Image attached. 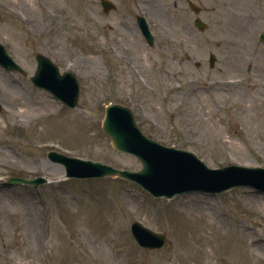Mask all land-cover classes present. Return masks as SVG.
Wrapping results in <instances>:
<instances>
[{"label": "rangeland", "instance_id": "rangeland-1", "mask_svg": "<svg viewBox=\"0 0 264 264\" xmlns=\"http://www.w3.org/2000/svg\"><path fill=\"white\" fill-rule=\"evenodd\" d=\"M115 1L106 13L99 0H0V42L27 71L0 65V264H215L216 244L241 249L240 233L264 239V192L254 188L155 198L121 177L68 179L48 157L56 151L140 170L141 161L117 150L102 129L115 102L134 110L146 135L194 152L211 168L264 167V0ZM139 14L154 33L152 46ZM127 42L134 51L126 58ZM38 53L77 74L76 108L31 82ZM220 149L226 158L213 159ZM10 176L49 182L11 185ZM135 220L163 233L164 245L140 246Z\"/></svg>", "mask_w": 264, "mask_h": 264}, {"label": "water", "instance_id": "water-1", "mask_svg": "<svg viewBox=\"0 0 264 264\" xmlns=\"http://www.w3.org/2000/svg\"><path fill=\"white\" fill-rule=\"evenodd\" d=\"M102 4L107 11L112 7V3L107 0ZM191 8L196 12L200 10L193 3ZM139 23L148 41L152 43L146 20L139 18ZM195 25L200 30L206 28L201 19H197ZM36 59L38 66L30 78L31 81L67 106L76 107L80 94V84L76 76L71 72L61 74L59 68L43 54H37ZM215 59L211 54V66H214ZM0 64L8 71L18 70L26 74L1 43ZM102 128L111 138L115 148L132 153L141 160L143 167L140 171L119 170L100 162L68 157L57 152H50L49 157L65 166L68 177L120 176L138 183L155 197L172 198L177 194L192 191L221 193L237 186H250L264 191V167L230 165L219 169L209 168L194 153L164 146L146 136L139 128L133 110L128 106L108 104ZM45 181L44 178L9 179V183L39 184ZM132 233L139 244L147 248H159L165 241L164 234L154 232L139 222L133 223Z\"/></svg>", "mask_w": 264, "mask_h": 264}, {"label": "bare ground", "instance_id": "bare-ground-1", "mask_svg": "<svg viewBox=\"0 0 264 264\" xmlns=\"http://www.w3.org/2000/svg\"><path fill=\"white\" fill-rule=\"evenodd\" d=\"M223 152L224 150L222 149L218 150V153L215 155L213 154V159H221L222 157L226 158V155L223 154ZM236 158L239 159V156L236 155ZM240 160L245 161L246 159L240 158ZM4 193L5 192L0 191V199ZM262 199L264 201V198ZM258 214L264 219V210H259ZM252 230H254V228H252ZM95 235L98 238V235ZM254 236H256V238L253 239ZM235 237L238 240H243L241 249L237 247V244H233L230 247L223 245V243L216 244L215 248L210 251V258L213 262H215V264H247L245 261L249 262L248 259L252 260L249 264H264V239L258 236V232H255L251 238L242 236V233L235 235ZM244 257L246 258L245 260ZM143 264L163 263L159 261H149Z\"/></svg>", "mask_w": 264, "mask_h": 264}, {"label": "flooded vegetation", "instance_id": "flooded-vegetation-1", "mask_svg": "<svg viewBox=\"0 0 264 264\" xmlns=\"http://www.w3.org/2000/svg\"><path fill=\"white\" fill-rule=\"evenodd\" d=\"M138 26V25H137ZM139 28V27H138ZM132 31L134 29H131ZM136 30V28H135ZM172 43H170L167 48L168 49H173V47L171 46ZM183 48V46L181 44L178 45V49L181 50ZM134 51V48L127 42V43H124V47L121 48V53L124 57L127 58V56H132V52ZM182 51V50H181ZM188 53V52H187ZM123 58V57H122ZM124 59V58H123ZM187 59L188 60H191L192 61V57L190 56V54H187ZM177 71H179V73L182 75V74H185V73H188V70H186V68H180V69H177Z\"/></svg>", "mask_w": 264, "mask_h": 264}]
</instances>
